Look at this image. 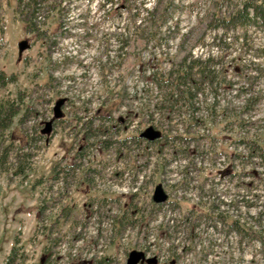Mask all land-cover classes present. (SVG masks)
Returning <instances> with one entry per match:
<instances>
[{
	"label": "rangeland",
	"instance_id": "374dc122",
	"mask_svg": "<svg viewBox=\"0 0 264 264\" xmlns=\"http://www.w3.org/2000/svg\"><path fill=\"white\" fill-rule=\"evenodd\" d=\"M244 1L47 0L46 42L0 0V70L17 78L0 102L24 96L11 132L30 154L26 177L0 174V264L16 238L27 264H264V23L226 20Z\"/></svg>",
	"mask_w": 264,
	"mask_h": 264
},
{
	"label": "trees",
	"instance_id": "16d2710c",
	"mask_svg": "<svg viewBox=\"0 0 264 264\" xmlns=\"http://www.w3.org/2000/svg\"><path fill=\"white\" fill-rule=\"evenodd\" d=\"M45 1L47 0H17V13L26 24L28 31L35 33L37 39L46 41L51 38V35L48 29L39 26L38 20L42 14V6ZM107 2L112 3V0H107ZM147 11L150 26L156 25L155 10ZM226 20L228 23L244 27L250 24H258L259 21L264 23V0L260 4H257L255 0L244 1L241 7L233 11V14ZM164 22H166L165 18H163L162 23ZM60 25L62 26L61 22L59 23V27ZM203 63L202 60L198 59L194 64H186L183 71L177 77V84L173 85L174 88L172 89L181 96L188 95L191 99L195 98L197 96L196 91H198L201 83L195 82L194 75L201 74V80L204 79L205 67H203ZM195 66H198L196 72L193 70ZM206 71L207 74L211 72L209 69ZM212 79L213 77L210 75V80ZM16 80L15 75H7L4 71L0 70V90L8 83L15 82ZM23 100L24 96L19 93L16 99H5L0 102V174L4 172L23 177H26L28 174L30 154L25 151L24 147L26 144L20 146L17 152L14 151L15 142L11 132L15 118L21 114V103ZM20 120H22V117ZM26 260L27 255L23 245L20 244V239L16 238L10 253L6 256L4 264H27ZM35 264H47V262L41 259Z\"/></svg>",
	"mask_w": 264,
	"mask_h": 264
},
{
	"label": "water",
	"instance_id": "95a60500",
	"mask_svg": "<svg viewBox=\"0 0 264 264\" xmlns=\"http://www.w3.org/2000/svg\"><path fill=\"white\" fill-rule=\"evenodd\" d=\"M19 47V56L22 55L23 51L30 48L31 45L28 42L27 39L22 40L18 44ZM64 104V99H60L59 101L56 102V105L54 107V117L55 118H60L62 116L61 112V107ZM52 126H53V120H49L45 123V127L42 130V133H50L52 131ZM161 136V131L155 129L153 126H149L145 131L141 133V137L147 138L149 140H154L156 138H159ZM168 199V193L165 191L164 187L162 184H158L155 187L154 194H153V200L155 203H163ZM147 262L149 264L156 263V258H149L147 257V254L144 251L141 250H132L129 253L128 259H127V264H140L143 262Z\"/></svg>",
	"mask_w": 264,
	"mask_h": 264
},
{
	"label": "bare ground",
	"instance_id": "6f19581e",
	"mask_svg": "<svg viewBox=\"0 0 264 264\" xmlns=\"http://www.w3.org/2000/svg\"><path fill=\"white\" fill-rule=\"evenodd\" d=\"M237 45V44H236Z\"/></svg>",
	"mask_w": 264,
	"mask_h": 264
}]
</instances>
